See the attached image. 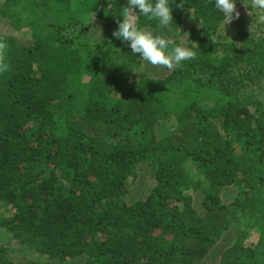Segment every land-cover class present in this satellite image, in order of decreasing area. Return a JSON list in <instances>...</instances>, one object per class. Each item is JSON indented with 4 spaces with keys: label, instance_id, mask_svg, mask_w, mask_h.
Wrapping results in <instances>:
<instances>
[{
    "label": "trees",
    "instance_id": "16d2710c",
    "mask_svg": "<svg viewBox=\"0 0 264 264\" xmlns=\"http://www.w3.org/2000/svg\"><path fill=\"white\" fill-rule=\"evenodd\" d=\"M126 4L0 0V264H264V29L173 0L196 58L145 75Z\"/></svg>",
    "mask_w": 264,
    "mask_h": 264
},
{
    "label": "clouds",
    "instance_id": "9594fccd",
    "mask_svg": "<svg viewBox=\"0 0 264 264\" xmlns=\"http://www.w3.org/2000/svg\"><path fill=\"white\" fill-rule=\"evenodd\" d=\"M172 3L173 0H127L113 36L123 41L133 55L139 54V59L149 65L168 70L182 67L185 61L196 58V52L164 34L163 30L173 23ZM249 5L258 13H264V0H249ZM179 6L183 7V4ZM214 8L222 14L224 26L239 16L236 0H214ZM140 17L155 21L157 27L151 30L141 27ZM4 47L5 44L0 42V49ZM7 69L8 64L0 57V73Z\"/></svg>",
    "mask_w": 264,
    "mask_h": 264
},
{
    "label": "rangeland",
    "instance_id": "374dc122",
    "mask_svg": "<svg viewBox=\"0 0 264 264\" xmlns=\"http://www.w3.org/2000/svg\"><path fill=\"white\" fill-rule=\"evenodd\" d=\"M236 11L239 12V16L235 17V13L234 15V19L231 20L228 24H226L225 26H221L220 27V33H222V35H224L225 37H228V39H233V40H237V41H243L248 37L252 36V33L255 34L254 38L255 39H259L261 33H259V29L263 30L264 29V13H258L255 9L251 8L249 6V0L242 2L241 6L238 5L236 7ZM89 15L90 14V11ZM82 16V13H81ZM80 17V16H77ZM74 18V19H77ZM83 22L80 25V23H75V20L72 22L73 24H71L70 26H68L67 31L68 30H72V29H78L80 30L81 27L80 26H84L85 22H86V29L89 25L93 24L95 22L94 19H90L88 21H85L84 18V12H83ZM259 30V31H258ZM166 35V34H165ZM171 36V35H168ZM29 37V35L27 34V32H23L21 33H17V38L19 40H25ZM173 39L175 37L171 36ZM181 37L184 38V35L181 34ZM155 69L157 74H161L160 72L163 70V67H159V66H152L147 64L146 62L142 61L141 62V66H140V72L142 74H149L151 70ZM104 72H102L103 74ZM90 76H86L87 80ZM143 172V171H141ZM144 181L142 180V178L139 177V179L137 180L135 187L133 190H143L144 188ZM0 239L4 242H8V243H16L15 239H13L11 232H8L7 230H4L2 228H0ZM15 255V256H14ZM13 256L15 257L16 261H25V258L21 257V254L16 251ZM18 257V258H17ZM208 262H210V260H208Z\"/></svg>",
    "mask_w": 264,
    "mask_h": 264
}]
</instances>
